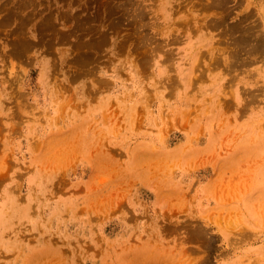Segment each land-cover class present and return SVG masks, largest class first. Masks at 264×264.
<instances>
[{"label":"rangeland","instance_id":"rangeland-1","mask_svg":"<svg viewBox=\"0 0 264 264\" xmlns=\"http://www.w3.org/2000/svg\"><path fill=\"white\" fill-rule=\"evenodd\" d=\"M6 196L0 264H264V0H0Z\"/></svg>","mask_w":264,"mask_h":264},{"label":"bare ground","instance_id":"bare-ground-1","mask_svg":"<svg viewBox=\"0 0 264 264\" xmlns=\"http://www.w3.org/2000/svg\"><path fill=\"white\" fill-rule=\"evenodd\" d=\"M195 62H197V61H195ZM199 63H200V61H199ZM199 63H198V65H199ZM195 79L193 78V81H194ZM86 137V136H85ZM55 139V138H54ZM58 139V138H57ZM53 141V140H52ZM55 141H56V139H55ZM62 141V140H61ZM64 141V140H63ZM86 141H88V140H86ZM54 142V141H53ZM57 142V141H56ZM84 142V141H83ZM13 198H11V197H5V200L3 201V204H2V208L0 209V226H3V224H2V222H3V220L5 219L6 220V218L8 217L7 216V212H6V210H5V208L7 207L6 205H7V203L9 202V201H11ZM14 204H15V202H14ZM16 205V204H15ZM48 252V251H47ZM50 252V251H49ZM52 252V251H51ZM50 252V253H51ZM49 253V254H50ZM54 255H56V254H54ZM54 255H53V257H54ZM42 257V256H41ZM62 264V263H61ZM64 264V263H63ZM106 264H107V262H106Z\"/></svg>","mask_w":264,"mask_h":264}]
</instances>
